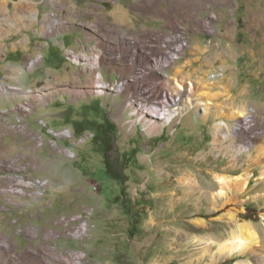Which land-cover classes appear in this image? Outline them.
Returning a JSON list of instances; mask_svg holds the SVG:
<instances>
[{"label":"rangeland","instance_id":"obj_1","mask_svg":"<svg viewBox=\"0 0 264 264\" xmlns=\"http://www.w3.org/2000/svg\"><path fill=\"white\" fill-rule=\"evenodd\" d=\"M141 2L6 0L0 6V86L11 87L0 90V190L17 186L3 179L8 175L27 182L20 196L0 193V239L14 240L10 254L30 249L44 256L16 264H67L66 257L70 264H264V0ZM57 16L64 22L52 32ZM114 23L186 45L176 62L159 59L166 75L178 71L203 81L215 104L244 107L248 128L225 121L243 124L247 133L218 127L220 118L202 119L201 110L181 112L174 100L166 106L174 110L172 122L147 129L138 106L141 85L130 95L119 91L138 72L137 66L127 71L122 59L103 70L112 85L90 86L88 68L98 76L103 60L105 38L96 25ZM214 73L219 76L208 80ZM244 172L250 177L243 191L216 197L215 174ZM244 221L260 242L218 249ZM36 232L60 235L69 246L39 249L28 240Z\"/></svg>","mask_w":264,"mask_h":264},{"label":"bare ground","instance_id":"obj_2","mask_svg":"<svg viewBox=\"0 0 264 264\" xmlns=\"http://www.w3.org/2000/svg\"><path fill=\"white\" fill-rule=\"evenodd\" d=\"M5 1L6 0H0V6H2V8ZM144 2L145 0H142L141 4ZM32 16L33 19H37V12ZM53 16L55 15L53 14ZM51 21V27L53 29L52 32H54V27L56 25L62 24L64 22V20L58 16L56 18H51ZM96 26L102 31L101 33L105 38L104 41L99 42L103 53V60L101 59L102 63H100L102 70L97 76L95 73V71H97L96 68L91 66V68H88L89 75L88 77H85V80H87V83H89L90 86L95 87L96 90L104 91L109 87V85H112L111 81H107L103 77V70L106 67V63L108 64L107 67L112 69V63H114L113 61L120 59L125 60L127 64H125L124 68L127 71H130L133 66H137V74L132 75L131 79L125 78L119 86V91L122 95H130L136 91L135 88L138 86V84L141 85L139 87V94L142 95V99L138 106L140 111L139 113L142 116L141 119H147V129H162L163 122L168 120L172 122L174 110L166 106H168L170 101L174 100L180 105L181 112L188 111L190 109L195 112H197V110H201L202 112L200 114V118L206 119L209 114H213L214 117L220 118V121L217 122L218 127L226 126L230 129V132H236L240 134L247 133L246 128H248L249 125V114L247 115V111L244 107H228L227 105L215 104V102L212 100V93L207 89V86L210 87L211 85L207 84V86H204L206 84H204L203 81H194L188 76L181 75L180 72L178 73V71L173 78L166 75L164 72V65H161L158 62L159 59L165 57V63L168 64H170L171 61L176 62L177 60L175 56L182 54L186 45L182 43L175 44L171 37H168L163 41L153 40L149 36L150 34L146 29H144L142 34H138L123 29L117 23H114L112 27L107 28H102V26L99 24ZM60 29L63 28L61 27ZM108 39L114 40V44L108 46L106 42ZM167 51H172L173 56L171 55L172 57H169L167 55ZM37 61L38 58L31 60L29 65L32 66ZM145 76L150 77L152 81L148 83ZM217 76H219V74L214 73L208 78V80ZM10 89L11 87L3 85L0 86L1 91H8ZM155 89L159 91H169V97L167 94H162V96L159 94H153ZM152 97L155 99L158 98L159 100L152 101ZM130 105L131 108H134L132 103ZM138 106L134 109H138ZM231 119L238 120L243 124H246L247 127L244 128L245 126L239 123L230 126V124L225 120ZM261 150L264 154V146L261 148ZM1 165L3 167L11 168L10 163L5 160L1 162ZM12 166L20 168L18 165ZM214 177L218 183V187L214 194L216 197H222L227 195V191H230L231 188H235L237 191H243L249 184L250 175L248 172L238 175L218 173L215 174ZM3 179H5L7 182L13 181L15 184H17V186L13 191L7 190L8 188L4 190L1 189L0 193H4L5 196H8L12 193L14 195L20 196L23 193L21 184L27 182L20 174L8 175L3 177ZM0 206L2 205L0 204ZM202 240L204 239L199 237L196 238L197 242H202ZM259 242L260 239L257 231L252 227L250 222L244 221L238 225V228L233 230L228 238L219 240L217 244L218 249L221 251H233L235 249H250L253 245L258 244ZM14 245L15 242L12 238L8 237L6 234L2 235V238L0 239V258L4 264H16L17 259L20 257H32L37 261L44 262V256L42 257L38 252H34L30 249L23 254H10V251L12 250L10 248ZM65 261L67 264H70L69 257H66Z\"/></svg>","mask_w":264,"mask_h":264},{"label":"crops","instance_id":"obj_3","mask_svg":"<svg viewBox=\"0 0 264 264\" xmlns=\"http://www.w3.org/2000/svg\"><path fill=\"white\" fill-rule=\"evenodd\" d=\"M37 226L39 224H36ZM29 235V234H28ZM28 240H30L32 243L35 244L36 247H39V249H46L45 247L48 245H53V249H64L67 246H69V242L65 240L64 237L60 235H56L55 237H50L47 233L44 232H36L35 234L29 235Z\"/></svg>","mask_w":264,"mask_h":264},{"label":"built area","instance_id":"obj_4","mask_svg":"<svg viewBox=\"0 0 264 264\" xmlns=\"http://www.w3.org/2000/svg\"><path fill=\"white\" fill-rule=\"evenodd\" d=\"M68 135H70V132H68ZM38 183H40V182H38ZM44 183H45V182H43L42 185H43ZM40 184H41V183H40Z\"/></svg>","mask_w":264,"mask_h":264}]
</instances>
